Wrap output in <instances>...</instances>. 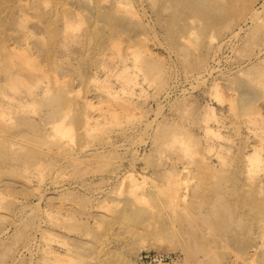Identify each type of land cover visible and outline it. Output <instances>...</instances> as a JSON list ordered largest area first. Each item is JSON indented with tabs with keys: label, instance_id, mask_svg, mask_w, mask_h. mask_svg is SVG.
Masks as SVG:
<instances>
[{
	"label": "rangeland",
	"instance_id": "obj_1",
	"mask_svg": "<svg viewBox=\"0 0 264 264\" xmlns=\"http://www.w3.org/2000/svg\"><path fill=\"white\" fill-rule=\"evenodd\" d=\"M149 252L264 264V0H0V264Z\"/></svg>",
	"mask_w": 264,
	"mask_h": 264
},
{
	"label": "built area",
	"instance_id": "obj_2",
	"mask_svg": "<svg viewBox=\"0 0 264 264\" xmlns=\"http://www.w3.org/2000/svg\"><path fill=\"white\" fill-rule=\"evenodd\" d=\"M141 264H173L178 258L165 252L146 253L140 259Z\"/></svg>",
	"mask_w": 264,
	"mask_h": 264
},
{
	"label": "bare ground",
	"instance_id": "obj_3",
	"mask_svg": "<svg viewBox=\"0 0 264 264\" xmlns=\"http://www.w3.org/2000/svg\"><path fill=\"white\" fill-rule=\"evenodd\" d=\"M180 2H184L185 0H179ZM186 1H188L189 2V0H186ZM195 2L196 1H199V0H194ZM130 8H132V7H130ZM230 23H232V22H230ZM227 25H229V24H227ZM229 27V26H228ZM71 29V28H70ZM68 30V29H67ZM8 82L6 83V85L5 86H7V87H9V89H12V90H16V89H18V88H20V86L22 85V84H24L23 83V81H21L20 79H18V78H16L15 76H10L8 79ZM56 100V99H55ZM57 101V100H56ZM55 102V101H54ZM56 103H54V105H55ZM51 105V104H50ZM51 106H53V104L51 105ZM57 110H58V108H56ZM55 108L53 109L54 111L53 112H55V113H51V115H49V116H52V115H56V112H57V110H56ZM52 111V110H51ZM60 111V110H59ZM61 113H62V111H61ZM49 114V113H48ZM58 115H60L59 113H58ZM49 116H47V117H49ZM60 117V119H61V115L59 116ZM46 118V117H45ZM54 118V117H53ZM56 118V117H55ZM48 120V119H47ZM53 121H54V119H52ZM57 121V120H56ZM60 121V120H59ZM53 123V122H52ZM48 125V124H47ZM189 178V177H188ZM55 253V252H54ZM56 255V254H55Z\"/></svg>",
	"mask_w": 264,
	"mask_h": 264
}]
</instances>
